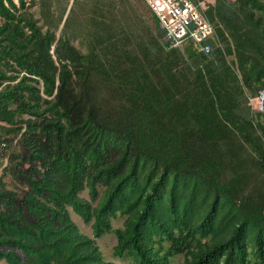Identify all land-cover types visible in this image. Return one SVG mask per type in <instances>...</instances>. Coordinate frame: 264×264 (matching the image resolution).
<instances>
[{"label": "trees", "instance_id": "1", "mask_svg": "<svg viewBox=\"0 0 264 264\" xmlns=\"http://www.w3.org/2000/svg\"><path fill=\"white\" fill-rule=\"evenodd\" d=\"M192 1L0 0V264H264V0Z\"/></svg>", "mask_w": 264, "mask_h": 264}, {"label": "built area", "instance_id": "2", "mask_svg": "<svg viewBox=\"0 0 264 264\" xmlns=\"http://www.w3.org/2000/svg\"><path fill=\"white\" fill-rule=\"evenodd\" d=\"M154 12L158 26L163 31V41L173 40L176 45L187 39L202 43L209 52L210 44L204 43L213 32L211 22L205 17L201 4L192 0H145ZM254 106L264 110V90L254 99Z\"/></svg>", "mask_w": 264, "mask_h": 264}, {"label": "rangeland", "instance_id": "3", "mask_svg": "<svg viewBox=\"0 0 264 264\" xmlns=\"http://www.w3.org/2000/svg\"><path fill=\"white\" fill-rule=\"evenodd\" d=\"M4 179L8 182L9 187H13L14 181L11 179L10 175L5 176ZM82 195L88 196L87 190L82 192ZM70 210H71L72 218L77 223L79 228L85 233L90 235L91 234L90 224H86L77 213H75L71 208ZM121 223H122V218L119 217L113 219L114 226H118L119 224L121 225ZM116 240L117 239L114 233L105 234L104 236H102L97 240L99 247L104 254L105 259L113 260L117 264H133L128 257L119 258L117 256H114L113 247L116 244ZM182 261H183V256L177 255L172 259V264H182Z\"/></svg>", "mask_w": 264, "mask_h": 264}]
</instances>
